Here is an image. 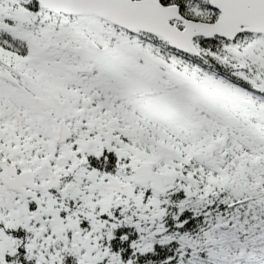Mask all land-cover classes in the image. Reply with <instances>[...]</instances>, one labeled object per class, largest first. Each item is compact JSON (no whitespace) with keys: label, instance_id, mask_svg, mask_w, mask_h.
I'll use <instances>...</instances> for the list:
<instances>
[{"label":"snow or ice","instance_id":"1","mask_svg":"<svg viewBox=\"0 0 264 264\" xmlns=\"http://www.w3.org/2000/svg\"><path fill=\"white\" fill-rule=\"evenodd\" d=\"M0 264H264V0H0Z\"/></svg>","mask_w":264,"mask_h":264}]
</instances>
